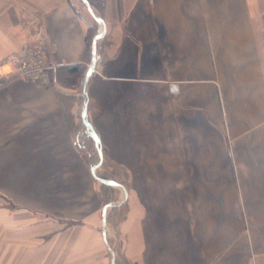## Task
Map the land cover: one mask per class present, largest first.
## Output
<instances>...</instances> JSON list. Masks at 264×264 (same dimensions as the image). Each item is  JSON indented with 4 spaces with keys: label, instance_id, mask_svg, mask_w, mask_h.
<instances>
[{
    "label": "crops",
    "instance_id": "0c3cea01",
    "mask_svg": "<svg viewBox=\"0 0 264 264\" xmlns=\"http://www.w3.org/2000/svg\"><path fill=\"white\" fill-rule=\"evenodd\" d=\"M94 1L0 0V179L34 157L37 173L83 175L75 128L85 104L109 157L156 158L173 175L172 199L160 198L169 214L160 245L131 198L122 224L128 264H264V0ZM84 3L103 18L101 35ZM91 25L97 53L82 94L89 63L71 83L54 74L86 63ZM27 43L44 47L52 86L3 75ZM20 189L18 204L67 218L63 204L22 201ZM10 248L1 253L18 252Z\"/></svg>",
    "mask_w": 264,
    "mask_h": 264
},
{
    "label": "rangeland",
    "instance_id": "374dc122",
    "mask_svg": "<svg viewBox=\"0 0 264 264\" xmlns=\"http://www.w3.org/2000/svg\"><path fill=\"white\" fill-rule=\"evenodd\" d=\"M94 2L99 8L100 0ZM86 13L90 23L97 25L99 31L102 25L99 13L92 15L87 10ZM87 35L86 63L81 68V75L91 55L97 53L95 38L99 35L92 25ZM75 129L76 148L84 164L83 175L62 171L63 167L53 173H37L40 167L32 162L34 157L28 159L31 160L28 164H23L21 173H6L0 179V264L8 260L24 264H128L124 255L122 224L132 213L131 198L136 199L143 209L142 221L149 242H159L157 245H160V218L169 216L167 209L160 208V198L165 202L172 199L173 175L160 173V161L156 158H123L121 155L113 158L108 156L106 147L100 146V151L97 150L94 143H100L92 140L83 119ZM136 143L138 148L143 146L140 141ZM49 159L56 163L57 158ZM16 183L22 187V201L30 196L52 198L54 203L63 204L61 208L68 210L67 218L62 219L55 212L45 214L23 202L18 204L12 195ZM35 221V227L30 228ZM33 229L37 232L33 233ZM2 246L6 250L14 246L18 252L2 254ZM157 250V247L150 250L151 257L159 256Z\"/></svg>",
    "mask_w": 264,
    "mask_h": 264
},
{
    "label": "built area",
    "instance_id": "2783aa9c",
    "mask_svg": "<svg viewBox=\"0 0 264 264\" xmlns=\"http://www.w3.org/2000/svg\"><path fill=\"white\" fill-rule=\"evenodd\" d=\"M9 66L3 75L18 77L36 86H47L52 83L54 66L48 61L45 49L38 43L24 44L20 50L8 58Z\"/></svg>",
    "mask_w": 264,
    "mask_h": 264
},
{
    "label": "water",
    "instance_id": "95a60500",
    "mask_svg": "<svg viewBox=\"0 0 264 264\" xmlns=\"http://www.w3.org/2000/svg\"><path fill=\"white\" fill-rule=\"evenodd\" d=\"M84 7L89 13H91L92 15L94 14L93 9L87 3H84ZM100 18H101V21H102L103 26H104L105 25L104 24V20H103V18L101 16H100ZM103 29H104V27H103ZM93 66H94V57H93V54H92L91 58H90V61H89V64H88V70L86 71V73H85V75H84V77H83V79L81 81L80 91H81L82 94L85 92L86 82H87L89 74L93 71ZM81 113H82L84 125L87 128V131H88L90 137L92 138V140L94 142L98 141L96 139L94 133H93V130L91 128L90 123L87 120L85 104H82ZM94 144H95L96 149L100 151V145H98V143H94Z\"/></svg>",
    "mask_w": 264,
    "mask_h": 264
},
{
    "label": "trees",
    "instance_id": "16d2710c",
    "mask_svg": "<svg viewBox=\"0 0 264 264\" xmlns=\"http://www.w3.org/2000/svg\"><path fill=\"white\" fill-rule=\"evenodd\" d=\"M88 36V35H87ZM86 36V38H87ZM83 64H73L65 67L64 69H56L54 76L60 81L66 83H71L75 79V75L80 74ZM70 74V75H69Z\"/></svg>",
    "mask_w": 264,
    "mask_h": 264
},
{
    "label": "bare ground",
    "instance_id": "6f19581e",
    "mask_svg": "<svg viewBox=\"0 0 264 264\" xmlns=\"http://www.w3.org/2000/svg\"><path fill=\"white\" fill-rule=\"evenodd\" d=\"M97 20V19H96ZM97 22L99 23V20H97ZM9 70V66L6 65V72Z\"/></svg>",
    "mask_w": 264,
    "mask_h": 264
}]
</instances>
